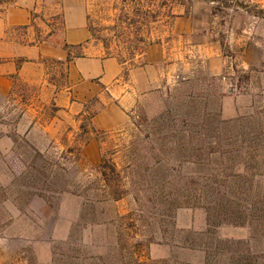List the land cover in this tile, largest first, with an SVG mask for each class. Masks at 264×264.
I'll use <instances>...</instances> for the list:
<instances>
[{
  "label": "rangeland",
  "instance_id": "374dc122",
  "mask_svg": "<svg viewBox=\"0 0 264 264\" xmlns=\"http://www.w3.org/2000/svg\"><path fill=\"white\" fill-rule=\"evenodd\" d=\"M85 1L97 29L122 7ZM56 4L48 0L53 13L42 18L49 34L61 28ZM155 6L149 44L165 45L171 73L125 125L93 134L95 165L88 118L99 104L92 99L76 127L58 113L63 62L10 75L11 94L0 97V264H264V0ZM110 166L126 190L118 201L103 196ZM207 185L232 209L218 215Z\"/></svg>",
  "mask_w": 264,
  "mask_h": 264
},
{
  "label": "crops",
  "instance_id": "0c3cea01",
  "mask_svg": "<svg viewBox=\"0 0 264 264\" xmlns=\"http://www.w3.org/2000/svg\"><path fill=\"white\" fill-rule=\"evenodd\" d=\"M47 2L0 0V97L5 98L11 90L10 75L23 76L28 67H36L44 59L63 62L65 85L53 97L58 113L72 119L69 125L76 127L88 103L96 99L99 104L90 119L94 132L90 131L88 143L90 164L95 165L99 153L93 134L121 128L142 96L160 90L169 78L166 48L161 43L147 45L135 58L134 67L125 66L127 74L123 76L124 66L92 39L85 0H60L61 4L54 5L60 8L62 22L51 34L45 25L50 22L42 20L53 13ZM17 60H23L21 65Z\"/></svg>",
  "mask_w": 264,
  "mask_h": 264
},
{
  "label": "trees",
  "instance_id": "16d2710c",
  "mask_svg": "<svg viewBox=\"0 0 264 264\" xmlns=\"http://www.w3.org/2000/svg\"><path fill=\"white\" fill-rule=\"evenodd\" d=\"M120 1L122 7L120 8V13L116 14L112 19V26L100 29L94 28L90 22L88 12L86 17L88 30L92 39L102 44L103 48L106 50V55L115 57L118 62L124 66L122 74L123 76H126L127 69L125 66H131V62H133L136 57L141 56L145 47L149 44V37L151 35V29H149V26L151 23L158 21V18L161 15V8H159V6H155L154 8L155 0ZM212 14H216L215 8H212ZM166 16L172 18V14L170 13ZM101 31H104L105 33L97 34L101 33ZM75 56L79 57L80 54L77 53ZM68 60H70L69 55L66 58V61ZM12 78L14 80L17 79L16 74L12 75ZM94 114L95 113L90 115L88 120H90ZM87 126L88 124H81L79 128L82 132H87ZM91 131H94L92 127ZM105 167L106 163L102 159L99 168L102 169ZM110 169L112 178L106 177L105 173H101L105 184L103 188V196L105 198L104 200L118 201L125 196L126 190L123 188L124 185L121 183V177L117 172L116 167L110 166ZM162 182L166 183V181L163 180ZM214 184L215 183H212V185ZM204 190V197H210L213 199L215 201L214 207H216L217 210L220 209L218 210V213H220H217L218 215L224 214L223 210H226L227 208L232 209L233 200L230 201L228 198L221 197L216 187L207 185V187H204ZM234 206L236 207V210L243 208L241 201L240 203L239 201L235 202Z\"/></svg>",
  "mask_w": 264,
  "mask_h": 264
}]
</instances>
